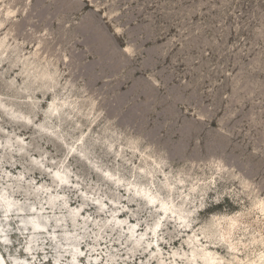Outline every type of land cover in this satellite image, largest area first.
Wrapping results in <instances>:
<instances>
[{
    "label": "rangeland",
    "instance_id": "374dc122",
    "mask_svg": "<svg viewBox=\"0 0 264 264\" xmlns=\"http://www.w3.org/2000/svg\"><path fill=\"white\" fill-rule=\"evenodd\" d=\"M33 72L44 76L32 83ZM52 99L64 104L61 120ZM0 102V190L24 208L5 216L0 202L5 264H195L190 239L208 246L203 235L232 222L208 248L219 264L264 252V0H0ZM45 123L61 139L38 131ZM79 137L89 160L78 157ZM57 165L69 180L53 214L47 192L18 186L56 192ZM133 182L175 204L188 198V218L165 219L127 189ZM33 208L42 233L25 221Z\"/></svg>",
    "mask_w": 264,
    "mask_h": 264
},
{
    "label": "bare ground",
    "instance_id": "6f19581e",
    "mask_svg": "<svg viewBox=\"0 0 264 264\" xmlns=\"http://www.w3.org/2000/svg\"><path fill=\"white\" fill-rule=\"evenodd\" d=\"M33 75H35V77L32 78V83L34 81L36 82L37 78H42L44 76L43 73H41V75H38V74H36L34 72H33ZM0 105L4 106V104H2L1 102H0ZM63 105L64 104L56 103L55 100L52 99L51 102H50V107H49L50 109H52L51 112H50V115H53L56 118H58V120H61L62 115H64V113H65ZM7 113L10 114V112H7ZM12 116H14V115H12ZM49 118H52V117H49ZM56 127H58V125L55 126V129H50L47 126L46 123L45 124H40L38 131H42L43 133L45 132V134H48L49 136L51 135L50 137H53L55 139H61V135H63V134L60 135L59 132H58L59 129L57 130ZM18 139H20V137H18ZM82 139H83L82 137H79L75 141L77 144L79 143V145H80L79 146V152H78L79 156L78 157L83 158L85 160L86 159L89 160V158L87 156V150L88 149L85 147V144H84ZM6 143H8L9 146H12V143H11V141L9 139L6 140ZM1 144L3 145V142H1ZM18 146H19L18 147L19 151H22V152L26 151L20 145H18ZM74 149H75L74 148V144L69 146V147H67L66 155H68V154L74 155L75 154ZM0 152H2L1 149H0ZM23 153H21V154H23ZM37 159H38L37 157H33L32 161L41 162V161H38ZM62 164H63V160H62ZM39 167H40L39 165L32 164V168H39ZM61 167H63V165H60L59 167L57 165L53 170L49 171V173H48V176L51 179L56 177L55 179H52V181L54 183L53 186H54L56 192H54L52 190H51V192H49L50 191V190H48L49 187L46 184L39 183V182H36V184L33 185V186H32V183L31 184H25V183L22 184L21 183V186L19 185L18 188H21L25 194L31 193L34 196L35 195L38 196L40 194L39 192H42V193L47 192V196L45 197V202L43 204L46 205V207H45L46 209H49L51 212H53V214H57L58 213V209L60 207H58L56 205V203H57V201H60L59 197L61 196V192H62V191H59V189L67 187V183H68V180H69V173L66 170H61L60 169ZM145 168H144V166L141 167V172H139V173L140 174L141 173H143V174L145 173L147 175V179L150 181L151 177L149 176V174L151 173V170H146ZM27 169H29V168H27ZM101 176L104 177L107 180H110L114 185L121 181V177H115L114 178L113 174L108 172V171H103L101 173ZM17 180H21V178L18 177ZM7 181H11V178L7 179ZM31 187H32V189H31ZM163 188L169 194L172 191V189L170 187V184L167 183V182H165ZM127 189L134 191V193L136 195H138V196L142 197L143 199H145L147 204L151 205V207L160 208V210H162V211L159 212V215L165 216V219L170 218V217L173 216L174 217V221H176V218H177V219L180 220V223H181V222H184L188 218V216L190 214V210L186 209L187 205L190 203V201L189 202L187 201L188 198L186 200V198L183 197V198H181V200L179 202H177L175 204V202H174V200L172 198L170 200L159 198L158 194L156 192L151 191L150 188H148L147 186L143 185L142 183L138 184V183H134L133 182L132 186L131 187L130 186L127 187ZM34 190H38V193H35ZM2 200L4 201L3 206L5 208L2 212L4 213L5 216L11 215V214H9L11 210H17L18 214H16V215H19V216L21 215L20 212L24 211V208L21 205L17 206L16 208H12L13 203L18 204V202L14 201L13 198L10 199V197L8 195H6V193L3 194L2 190H0V202ZM84 201H86V199L83 198L82 204L84 203ZM97 202H98V204H97ZM97 202L94 201L93 203L96 206V208L101 209V206L103 205V203L101 201H99V200H97ZM56 208H58V209H56ZM79 209H80V207L76 206V207H71V208H69L67 210V213L70 214V216H69V219H70L69 220L70 221L69 224H71L73 227H75L77 225V222L80 221L77 218L78 213L80 212ZM33 210L35 211V208H33ZM37 210H38V207H36V211ZM36 211L35 212L32 211L31 213H27L28 218H27V220L25 219V221H27L28 223H29V221H31L32 227H28V229L29 230H34V234L44 232L43 229L46 227V224H45L44 220H42V221L37 220V219H39V217H38V215H36ZM41 214L44 215L45 212H43ZM44 218L47 219L45 215H44ZM55 220L56 221H61L62 218L61 217H57ZM19 221H22L23 224H24V220L20 219ZM170 222H171V220H170ZM116 223H118V224L122 223V221H121V219L119 217H115L114 218L113 224H116ZM105 225H106L105 222L102 223V224H99L98 230H100L101 227L104 228ZM233 225H234V222H232L229 225V229L226 230V232H223V233L222 232L220 233V231H216V232L214 231L213 233H215V234H213V233L211 235L204 234L203 238H205V241L208 243V246L207 245L204 246L201 243V238L199 239L197 237V236H199V234H197V235L195 234L194 235L195 237L191 238L190 241L187 243V245L189 246V248L191 250V258H190V260L192 261V263L195 262V264H198L199 262H201V264H219L220 257L217 256L215 251H212V250H210L208 248L217 247V242H215L216 239L218 240V242H220L221 239H223V238L225 239V235L226 234L228 235L230 233L231 228H233ZM23 228L26 229L27 227H23ZM128 230L129 231H128L127 235L132 237V238H134L131 241V244H133L134 246L139 245L140 241L143 239V234H140L139 237H138V235L134 236L135 235V225L128 226ZM184 231H186V229ZM157 232L158 231L156 229H154V228H152L151 231H149L150 234H153L152 238H154L156 236ZM187 232H189V230H187ZM66 235H67V233H66ZM99 235L100 234H98V236ZM4 237L5 236H3L0 233V238L1 239H5ZM28 237L29 238L31 237L30 233L28 234ZM210 237H211V239H210ZM64 239L67 240L66 237ZM30 241H34L33 237L30 239ZM205 241H202V242H205ZM28 242H29V239L25 243L24 248L27 250V252L24 253V254L31 253L32 247L27 245ZM226 242L228 243L227 247L229 249H231V250H234L233 249L234 248L233 244L229 240H226ZM71 243H73V242H71ZM3 244L6 245L5 243H3ZM73 245H74L76 250L73 251L72 256H75L77 254V248H78L77 246L79 245V242H75ZM198 246H200L199 250H198ZM235 258H238V257L235 256ZM238 260L241 262V264H244L243 259L238 258ZM0 264H5L4 259H3V257L1 255H0ZM91 264H93V263H91ZM238 264H240V263H238ZM246 264H264V252H262L260 255H258L252 261H247Z\"/></svg>",
    "mask_w": 264,
    "mask_h": 264
}]
</instances>
